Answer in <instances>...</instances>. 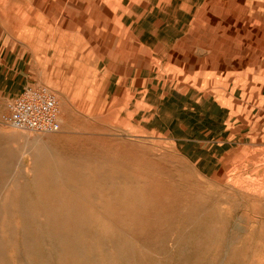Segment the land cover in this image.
Listing matches in <instances>:
<instances>
[{
	"label": "rangeland",
	"instance_id": "374dc122",
	"mask_svg": "<svg viewBox=\"0 0 264 264\" xmlns=\"http://www.w3.org/2000/svg\"><path fill=\"white\" fill-rule=\"evenodd\" d=\"M123 4L0 0V32L61 120L50 134L15 128L0 90V264H264V141L217 150L189 130L199 109L175 124L106 92L105 64L170 72L138 48Z\"/></svg>",
	"mask_w": 264,
	"mask_h": 264
},
{
	"label": "crops",
	"instance_id": "0c3cea01",
	"mask_svg": "<svg viewBox=\"0 0 264 264\" xmlns=\"http://www.w3.org/2000/svg\"><path fill=\"white\" fill-rule=\"evenodd\" d=\"M121 3V19L138 48L156 52L170 72L105 64L99 74L106 92L162 105L175 124L183 109L192 119L199 109L202 116L189 130L217 150L264 141V0ZM6 36L0 32V90L14 98L37 81L21 46Z\"/></svg>",
	"mask_w": 264,
	"mask_h": 264
},
{
	"label": "built area",
	"instance_id": "2783aa9c",
	"mask_svg": "<svg viewBox=\"0 0 264 264\" xmlns=\"http://www.w3.org/2000/svg\"><path fill=\"white\" fill-rule=\"evenodd\" d=\"M4 119L21 130L56 132L61 127L57 94L45 85H28L12 98Z\"/></svg>",
	"mask_w": 264,
	"mask_h": 264
},
{
	"label": "bare ground",
	"instance_id": "6f19581e",
	"mask_svg": "<svg viewBox=\"0 0 264 264\" xmlns=\"http://www.w3.org/2000/svg\"><path fill=\"white\" fill-rule=\"evenodd\" d=\"M50 134V133H49Z\"/></svg>",
	"mask_w": 264,
	"mask_h": 264
}]
</instances>
